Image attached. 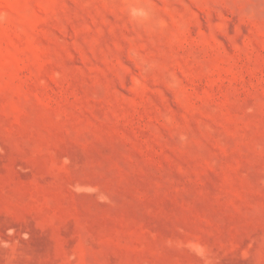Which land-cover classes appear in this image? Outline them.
<instances>
[{"label": "rangeland", "instance_id": "1", "mask_svg": "<svg viewBox=\"0 0 264 264\" xmlns=\"http://www.w3.org/2000/svg\"><path fill=\"white\" fill-rule=\"evenodd\" d=\"M0 264H264V0H0Z\"/></svg>", "mask_w": 264, "mask_h": 264}]
</instances>
